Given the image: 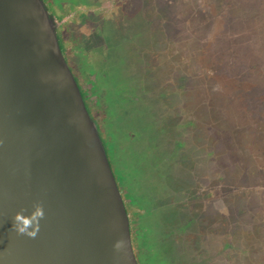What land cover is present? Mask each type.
<instances>
[{
    "label": "water",
    "instance_id": "1",
    "mask_svg": "<svg viewBox=\"0 0 264 264\" xmlns=\"http://www.w3.org/2000/svg\"><path fill=\"white\" fill-rule=\"evenodd\" d=\"M58 28L45 0H0V264H140Z\"/></svg>",
    "mask_w": 264,
    "mask_h": 264
},
{
    "label": "rangeland",
    "instance_id": "2",
    "mask_svg": "<svg viewBox=\"0 0 264 264\" xmlns=\"http://www.w3.org/2000/svg\"><path fill=\"white\" fill-rule=\"evenodd\" d=\"M75 1L45 0L58 21L61 17L69 18L67 26L58 31L68 62L85 93L88 85L92 88L87 103L107 145L127 207L141 210L133 225L137 258L140 264H175L168 254V258L163 256L164 237L171 234L172 226L167 220L170 213L167 202L162 197L168 196L156 179L162 166L154 159L155 146L146 137L148 129L141 125V114L146 113L151 116L149 126L158 127L159 110L149 101L146 108L139 106L141 110L131 103L133 97H139L136 89L140 87V79L134 83L133 69L140 78L147 79L150 75L139 62L143 60L140 52L145 53L144 38L142 33L129 38L121 24L113 23L103 24L105 31L101 33L88 35L89 19L78 11ZM173 3L182 6L173 10L178 9L184 20L180 47L185 55L183 75L189 79L191 89L185 96H194L200 105L197 113L211 120L217 138L224 136L229 141L228 160L240 162L231 175L236 178L242 172L240 179L246 186L242 189L244 201H235L242 202L243 209L252 208L251 214L262 215V222L253 218L248 225L260 230L264 245V0H173ZM145 15L159 21L152 9ZM104 45L109 51L106 63L93 61L91 55L101 52ZM153 75L159 82L164 77L160 69H155ZM125 76L130 77V83L124 87ZM126 96L130 97L127 103ZM165 126L163 122L158 131H163V137L167 135ZM226 143H222V149ZM163 163L166 166L164 160ZM168 171L162 176L171 188L175 180L184 176V171L175 166H169ZM152 247H156L155 255Z\"/></svg>",
    "mask_w": 264,
    "mask_h": 264
},
{
    "label": "flooded vegetation",
    "instance_id": "3",
    "mask_svg": "<svg viewBox=\"0 0 264 264\" xmlns=\"http://www.w3.org/2000/svg\"><path fill=\"white\" fill-rule=\"evenodd\" d=\"M75 5L89 19L86 30L90 36L105 31L103 24L113 23L121 24L122 30L125 33L128 31L129 38L141 33L144 38L145 53L140 52L143 60L139 62L147 67L145 72L150 75L147 79L142 76V81L133 69L134 83H139L140 79V87L136 89L139 97H133L131 103L137 108H146L149 101L159 110L157 118L161 124L158 127L152 129L149 126L151 116L146 113L141 114V125L148 129L146 137L155 146L152 150L154 159L157 165L162 166V173L159 169L160 173L156 176L157 184L168 196L162 197L167 202L165 205L170 212L167 220L172 229L171 234L164 237L166 244L163 251L166 253L163 256L168 258V254L175 264H264L261 232L257 227L253 229L251 224L248 225L253 218L255 222L258 219L262 222V215L251 214L252 208L243 209L242 202L235 201H242V189L246 187L240 179L242 172L236 178L231 175L237 166L239 168L240 162L228 160L229 141L224 136L217 138L211 120L197 113L200 105L194 96H185L190 88L189 79L183 75L185 55L180 47L183 45L184 20H181L178 9L182 6L177 7L173 0H76ZM174 8H178L177 12ZM148 9H152L159 21L145 15ZM169 10H172L170 16ZM54 17L59 24L58 31L67 26L69 18L61 17L58 21ZM158 46L159 49L156 48ZM108 52L107 45H104L101 52L91 55V59L105 61ZM155 69L163 71L164 77L160 82L153 75ZM125 77L124 87L130 83V77ZM86 89L89 94L92 88L88 85ZM87 94L86 100L89 99ZM125 99V103L130 101V97ZM163 122L166 123L165 137L163 131L158 132ZM223 142L227 143L222 149ZM227 161L229 165H226ZM169 166L184 171V176L175 180L171 188L162 176L169 172ZM128 211L134 240L133 225L141 210L135 207ZM155 249L151 248L153 255L156 254Z\"/></svg>",
    "mask_w": 264,
    "mask_h": 264
},
{
    "label": "clouds",
    "instance_id": "4",
    "mask_svg": "<svg viewBox=\"0 0 264 264\" xmlns=\"http://www.w3.org/2000/svg\"><path fill=\"white\" fill-rule=\"evenodd\" d=\"M18 230H19L20 232H24V231L26 230V228L23 227V226H19V227H18Z\"/></svg>",
    "mask_w": 264,
    "mask_h": 264
},
{
    "label": "trees",
    "instance_id": "5",
    "mask_svg": "<svg viewBox=\"0 0 264 264\" xmlns=\"http://www.w3.org/2000/svg\"><path fill=\"white\" fill-rule=\"evenodd\" d=\"M87 101V100H86Z\"/></svg>",
    "mask_w": 264,
    "mask_h": 264
}]
</instances>
